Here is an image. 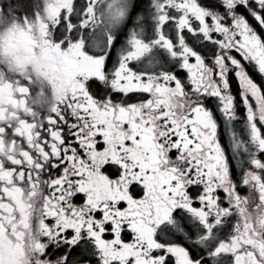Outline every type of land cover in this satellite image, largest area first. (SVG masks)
Returning a JSON list of instances; mask_svg holds the SVG:
<instances>
[{
    "label": "snow or ice",
    "instance_id": "snow-or-ice-1",
    "mask_svg": "<svg viewBox=\"0 0 264 264\" xmlns=\"http://www.w3.org/2000/svg\"><path fill=\"white\" fill-rule=\"evenodd\" d=\"M0 264H264V0H0Z\"/></svg>",
    "mask_w": 264,
    "mask_h": 264
}]
</instances>
